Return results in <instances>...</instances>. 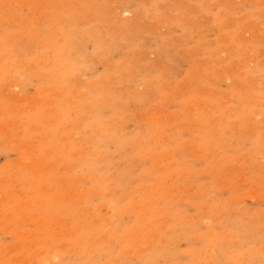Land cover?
<instances>
[{
  "label": "rangeland",
  "instance_id": "1",
  "mask_svg": "<svg viewBox=\"0 0 264 264\" xmlns=\"http://www.w3.org/2000/svg\"><path fill=\"white\" fill-rule=\"evenodd\" d=\"M0 264H264V0H0Z\"/></svg>",
  "mask_w": 264,
  "mask_h": 264
}]
</instances>
